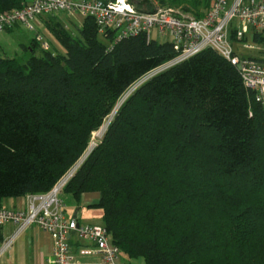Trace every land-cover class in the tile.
Masks as SVG:
<instances>
[{
  "label": "trees",
  "instance_id": "16d2710c",
  "mask_svg": "<svg viewBox=\"0 0 264 264\" xmlns=\"http://www.w3.org/2000/svg\"><path fill=\"white\" fill-rule=\"evenodd\" d=\"M24 3L0 0V14ZM58 17L41 22L63 53L37 54L35 38L23 46L25 62L0 53V200L50 192L112 116L64 194L100 193L94 208L121 259L264 264V106L237 69L205 50L142 83L117 109L176 57L173 44L138 35L108 51L94 19L69 31Z\"/></svg>",
  "mask_w": 264,
  "mask_h": 264
},
{
  "label": "built area",
  "instance_id": "2783aa9c",
  "mask_svg": "<svg viewBox=\"0 0 264 264\" xmlns=\"http://www.w3.org/2000/svg\"><path fill=\"white\" fill-rule=\"evenodd\" d=\"M60 15L78 26L83 25L86 18L94 19L98 34L111 39L108 51L119 41L138 35H145L148 42H161L164 38L173 44L176 57L132 86L123 101L153 76L205 50H213L237 69L246 89L264 106V58L256 56L264 50L253 40L264 36V0H211L210 7L200 18L185 17L180 10L168 7H157L153 12L139 11L129 0H25L21 9L0 14V34L22 26L35 32L34 38L41 49L49 51L51 45L41 32V18ZM90 151L50 192L28 195L26 209L0 207V227L7 224L16 227L13 234L4 239L0 257L12 249L26 229L35 225L52 238L54 264H78L71 247L73 234L94 245L100 264H122L121 252L111 243L105 226L80 225L65 213L64 190Z\"/></svg>",
  "mask_w": 264,
  "mask_h": 264
},
{
  "label": "crops",
  "instance_id": "0c3cea01",
  "mask_svg": "<svg viewBox=\"0 0 264 264\" xmlns=\"http://www.w3.org/2000/svg\"><path fill=\"white\" fill-rule=\"evenodd\" d=\"M18 26L6 31L12 33ZM65 213L68 217L75 218L80 225H98L94 208L100 201V193H87L80 201H75L70 195L63 194ZM28 195L20 198L0 200V207L11 210H24L27 208ZM98 217L103 222L102 212ZM104 224V223H103ZM102 224V225H103ZM13 224L0 227V249L4 239L15 231ZM72 251L78 264H100V259L94 254V245L81 239L77 234L71 237ZM53 241L48 233L38 226L32 225L23 232L12 249L0 257V264H54L52 259ZM134 260V259H133ZM127 264V262H125Z\"/></svg>",
  "mask_w": 264,
  "mask_h": 264
},
{
  "label": "rangeland",
  "instance_id": "374dc122",
  "mask_svg": "<svg viewBox=\"0 0 264 264\" xmlns=\"http://www.w3.org/2000/svg\"><path fill=\"white\" fill-rule=\"evenodd\" d=\"M139 1H143V0H139ZM152 3L154 5H156L157 7H161L166 6L164 5L160 0H151ZM167 1V3L169 4L168 8H172L174 10H180L181 14L185 17H198L199 15H202L204 11H206L211 4V0H199V4L197 5V7L195 8L193 5H180V6H171L169 3V0H165ZM171 1V0H170ZM188 8V9H185ZM58 18H60V20L65 24L66 29H68L69 31H73L77 28L82 27L78 26L74 23H72L70 20L67 19L66 16H62L60 15ZM41 32L45 35V37L47 38L48 42L51 45V49L50 50H54V51H58L59 53H63V49L60 47V45L58 44V42L55 40V38L53 37V35L46 30L45 28L42 27ZM35 37V32L32 31H28L27 29H25L22 26H18L14 32L10 33H1L0 34V53L3 54V56H8L11 58H16L21 62H25L29 55L25 49L23 48V46H30L32 45V41ZM259 38V37H258ZM235 39V36H234ZM161 42H166V39H162ZM258 43V46L260 48H263L264 50V40L262 41L260 38L258 39V41L256 42ZM40 50H43L38 48L37 54H40ZM46 51V50H44ZM259 58H264V51L262 52H258V55H256ZM125 94H123V96L120 98L117 109H119V107L122 105V103L124 102V98H125ZM112 120V116L109 117L103 124V126L100 128V130L98 132H95L91 138L90 141V145L88 148L89 150H92L99 142L101 137H103L106 128L108 127V125L110 124ZM87 151V153H88ZM96 212H94V214L96 215L97 218V223L94 224H98V225H102L103 222L102 220H100V217H98V213H101V210H94ZM123 264H126L125 262H127V264H144V260L143 259H134V260H130L128 259L126 256H122L121 259Z\"/></svg>",
  "mask_w": 264,
  "mask_h": 264
},
{
  "label": "water",
  "instance_id": "95a60500",
  "mask_svg": "<svg viewBox=\"0 0 264 264\" xmlns=\"http://www.w3.org/2000/svg\"><path fill=\"white\" fill-rule=\"evenodd\" d=\"M106 130H107V128H106ZM106 130H105V132H106Z\"/></svg>",
  "mask_w": 264,
  "mask_h": 264
}]
</instances>
